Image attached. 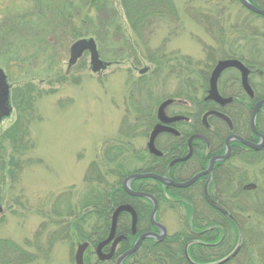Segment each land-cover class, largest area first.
<instances>
[{
    "label": "rangeland",
    "instance_id": "obj_1",
    "mask_svg": "<svg viewBox=\"0 0 264 264\" xmlns=\"http://www.w3.org/2000/svg\"><path fill=\"white\" fill-rule=\"evenodd\" d=\"M89 1L0 0V67L8 73L14 107L0 124V242L19 246L21 255L11 256L21 262L24 254L34 257L31 264H75L82 242L73 229L72 239H66L67 224L82 215L80 226L94 234L103 221L83 205L104 188L103 181L116 183L120 170L130 175L146 170V112L155 114L166 99L184 101L190 82L196 87L192 96L201 98L204 75L226 47L245 54L259 48L258 60L264 63V18L247 12L238 0H172V11L149 12L143 24L135 12L129 17L123 0H98L104 13L92 14L86 38L96 39L101 59L113 65L95 75L86 53L69 67L77 40L63 28L62 18L69 8ZM145 68L148 72L140 75ZM171 112L189 111L183 104ZM13 130L17 142L3 140ZM235 159L238 168L230 189L223 186L230 192L225 199L233 197L244 175L243 186H258L250 200L264 205V158L253 164ZM93 164H98L101 183L85 181L88 174L90 180L95 177ZM162 208L157 220L168 237L187 231L179 207L162 201ZM236 211L241 229L264 235V216L251 213L249 219ZM245 236L250 257L242 253L230 264H264L259 249L264 241ZM92 250L85 264H99Z\"/></svg>",
    "mask_w": 264,
    "mask_h": 264
},
{
    "label": "flooded vegetation",
    "instance_id": "obj_2",
    "mask_svg": "<svg viewBox=\"0 0 264 264\" xmlns=\"http://www.w3.org/2000/svg\"><path fill=\"white\" fill-rule=\"evenodd\" d=\"M253 6L264 10V0H248ZM240 5L247 11L252 12L248 8H246L240 0H238ZM241 52V53H240ZM223 54H228L229 58H224L222 55V59L217 61V63L212 68L211 72L206 76L204 75V79L206 80V85H201L203 88V96L201 98L193 97L195 94L196 87L191 82L188 83L189 91H186L185 97L186 99L183 101L181 98H170L164 100L158 107L155 113V120L152 125L148 128V142L146 147V153L148 155L146 163V170L143 173H152L158 176L164 177L168 180L174 181L179 184H184L191 181L197 175L205 173L212 162L213 159H216L212 166V170L209 174H206L200 177L197 181H195L192 185L186 188H176L172 186H167L162 184L159 181L152 180L146 182H153L152 184L144 183L141 185L140 189H144L146 191H152L153 193H149L153 195L158 201L159 211H162V201H166L169 205L173 204L174 206L179 207L180 210L183 211L181 217H183L185 223L187 224V228L189 230V226L191 224L192 229L190 230L196 238L201 237L202 233L213 232L217 230L219 234L212 235L209 238H212L213 243H209L206 241H195L191 242L189 246L193 244L201 243L204 246H217L220 248L216 249L212 252V257L207 258V261H212V263H200L197 261H193L190 264H223V260L215 261L216 257L218 258L223 254V246L225 241V233H224V220L222 217H219L216 213H220L224 216V206L228 205V203L233 202L234 207L239 203L236 191L233 192V197L230 199H225L224 195V173H231L229 169V164L236 160L235 158H240V145L246 147L245 145L239 143L236 140L230 141V149L231 153L228 159L223 160L221 157L225 156L228 151L227 139L230 136H240L235 130L234 124L233 129H230L229 126L223 121L221 118L213 115L207 118L206 124L204 123V116L209 112H218L224 114V110L229 109L231 112H240L247 111L248 108L239 103L237 100L240 95H247L243 86H242V74L238 69L229 68L225 70L217 83V90L219 95L224 99H232L231 102L225 104L224 106L220 105L218 102L214 100H208L209 92L211 90L210 80L213 74L214 69L216 68L218 62L220 61H239L241 62L248 70V82L250 87L254 92V98L256 96V87L257 84L261 83L264 86L262 81L264 80V63L258 60L259 53L257 54V48L253 50H248L247 54L242 50H239V47H226L222 50ZM260 57V55H259ZM108 63L110 68L113 63L104 61ZM8 79V73L5 69L1 68ZM105 71V72H106ZM228 73V78L223 79L224 75ZM207 77V78H206ZM258 79V80H257ZM257 80V81H256ZM256 81V82H255ZM10 87L9 91V104H11L10 109L14 111L13 102H12V86L9 83ZM250 98V97H249ZM166 101H172V103L165 109V114L168 118H183L181 121L174 123H163L158 118V111L161 105ZM185 105L188 108L187 113H169L171 108H177L182 105ZM256 104V103H255ZM254 104V106H255ZM254 108V107H253ZM192 109L195 111L193 112ZM182 111V109H181ZM249 111V110H248ZM200 117L198 118V116ZM226 115V114H225ZM229 117V116H228ZM230 118V117H229ZM231 119V118H230ZM162 125L164 128L171 131H163L161 132L154 140V147L157 153H151L149 149V143L151 141V135L154 129L158 126ZM227 128V130H226ZM194 136H198L194 138ZM258 137V136H257ZM194 138V139H192ZM260 138L258 137L259 143ZM248 148V147H246ZM250 149V148H248ZM252 150V149H251ZM189 154L191 156L188 160L184 162H178L186 158ZM178 162V163H176ZM235 174V173H234ZM234 176V175H233ZM144 181V180H143ZM239 183V181H238ZM230 189V186L228 187ZM147 193V192H145ZM230 194V193H229ZM228 194V197H229ZM233 198V199H232ZM142 201H146L152 207L153 205L149 200L139 198ZM172 208V207H171ZM158 211V213H159ZM152 213V212H151ZM113 215V214H112ZM151 215V214H150ZM208 215H211L209 219ZM237 216V215H236ZM229 220L232 221V217L228 215ZM150 219V218H149ZM207 220L212 223H217L209 226ZM235 220V219H234ZM194 221L197 224L203 226L201 230L200 227L194 226ZM193 222V225L192 223ZM237 222V218L235 220ZM118 227V223H117ZM116 227V233H117ZM155 232L160 233V231L154 227ZM193 231V232H192ZM117 237V235H116ZM168 237H165V239ZM164 239V240H165ZM157 240L158 242H163ZM215 240V241H214ZM88 244V248L86 253L89 250L93 251V254L98 259L96 250L98 245L93 248L90 242H86ZM112 243L106 245L103 248V253L108 255L111 252ZM85 253V255H86ZM85 259V256H84ZM189 261V260H188ZM75 262V256H74Z\"/></svg>",
    "mask_w": 264,
    "mask_h": 264
},
{
    "label": "trees",
    "instance_id": "obj_3",
    "mask_svg": "<svg viewBox=\"0 0 264 264\" xmlns=\"http://www.w3.org/2000/svg\"><path fill=\"white\" fill-rule=\"evenodd\" d=\"M124 7L126 12H128L129 17H132V12H135L133 17H136L135 19H138L139 24H143L146 22V19L148 16V13L151 14L154 12H170L173 10L172 0H123ZM73 8V9H72ZM69 8L67 13L63 15L62 20L63 25L66 28L65 30H69L70 35L75 40L80 39H87L86 36L90 34V32L85 31V26H91L93 23L92 14L95 13V15L103 14L104 12L101 10H104V7L102 5H99L98 0H90L86 6L81 8L72 7ZM95 11V12H93ZM252 15H256L252 12H250ZM95 16V17H96ZM257 16V15H256ZM260 17V16H259ZM132 22V21H131ZM133 23V22H132ZM134 24V23H133ZM135 25V24H134ZM20 32L19 29H15V33ZM14 34V31L12 32ZM92 38V37H91ZM90 39V38H89ZM94 39V38H93ZM96 40V39H95ZM97 42V41H96ZM99 47V45H98ZM100 54L102 55V50L99 48ZM260 52V49H257V54ZM224 58H229L228 54H223ZM260 55V53H259ZM261 56V55H260ZM212 60V59H211ZM256 96L255 99L252 100L249 97L245 95L238 96L237 100L239 103L244 104L248 110L247 111H240V112H231L229 109L224 110V114L229 116L234 124L235 130L238 133V135L244 137L245 139L249 140L250 142L257 143L258 138L253 134L250 128V118L252 114V110L254 107V104L257 103L260 100L264 99V86L263 84L259 83L256 87ZM264 113V108L261 109L258 115L257 119V128L258 131H260L262 134H264V120L262 114ZM200 115L198 116V118ZM155 114L152 111L146 112L144 114L142 121L146 122L143 127H150L152 123L155 120ZM12 129H15L12 128ZM11 129V130H12ZM227 130V128H226ZM16 131H12L10 134L7 132L3 138L5 139H12L15 140L17 138ZM26 135V133H24ZM23 137H20V140H22ZM17 142V141H16ZM109 155V154H108ZM239 157L241 160L247 162L248 164H253L257 160L264 158V149L261 152H256L254 150L248 149L242 145H240V153ZM98 164H93L91 167V172L93 171L95 173V177H92V180H90V175L86 176V183H92L95 181L96 183H101L100 179H102L101 173H99ZM237 165L235 163L231 162L229 164V169L231 170V173H224L225 180H224V186H230V181L233 178V174L236 173ZM92 172V173H93ZM116 177L118 178L117 182L114 184H109L105 181L104 182V188L103 189H96V192L92 196V199L84 204L85 212H88L90 210L92 213H96L103 221V224L97 228L94 232V234L89 235V233H86L82 227L80 226V219L82 218V215H78L76 217L77 219L74 221L73 225L67 224V229L70 227L68 231L65 229L63 232H67L66 237L67 240L72 239L71 232H76V235L78 236V240L83 242H90L94 247H96L99 242H102L105 240L110 232L111 228V221H112V214L114 213L115 209L121 205L129 204L131 205L137 212L138 215V222H137V234H132L131 229V216L127 213H124L120 216L118 220V227H117V235H123L126 237L117 247L115 257L112 261V263L115 264L116 258L122 256L127 251L131 250L133 246L135 245L138 237L141 234H144L146 232H154L155 229L152 226L150 222V214L152 212V207L148 203L149 206H146L144 203H142L141 199H137L134 197H131L128 195L123 187V181L126 177H128L130 174L122 173V170L117 172ZM246 179L244 175L241 176L238 185H236V194L238 197L239 203L234 207L235 209L231 208L228 205H225V211L227 214L224 213V216L220 213H216L219 217H222L224 220V233H225V241L223 246V254L216 257L215 261L217 260H224L227 257H229L237 247H240V250L238 254L231 259L230 261H227L223 264H230L234 259H236L238 256H240L242 253L249 256V244L244 239V234H246V238L251 240V237L255 239L258 243L261 241H264V235L262 233H259V236L253 235L252 230L247 229H241L239 227V224L235 222L237 216L235 213L236 210L239 211L240 215L242 217H248L247 215L251 213L257 214V216H264V205L260 204H254L252 200H250V196L256 192H258V186L256 190H246L243 186V181ZM147 180L144 181H134L131 184V188L134 191H141V192H149L153 193L152 191H146L144 189H140L141 185L144 184ZM243 186V187H242ZM232 191V192H235ZM230 192L227 189H224V195L227 196ZM90 212V213H91ZM73 215V214H72ZM228 215L232 217L231 222L229 220ZM75 216V215H73ZM209 219L211 218V215H208ZM252 217L249 215V219ZM235 219V220H234ZM209 226L217 223H212L210 220L208 221ZM237 222H240V219L237 218ZM193 225V222H191ZM71 224V223H70ZM195 227H200L201 230L203 229V226L200 224H197L196 221H194ZM73 229V230H72ZM230 229L232 233L230 232ZM192 229V226L190 224L189 230L182 232L181 234H175L171 237H167L163 242H158L154 239H148L143 242L140 250L136 252L134 255L129 257L124 264H190L193 263V261H197L200 263H212V261H207L209 258L212 257V252L216 249L220 248L217 246H204L201 243L193 244L189 246V244L195 239L198 241H206L209 243H213L212 238H209L212 235L219 234L217 230L213 232L208 233H202L199 238H196L193 233L190 235L189 232ZM193 232V231H192ZM70 234V236H69ZM234 234V235H233ZM215 241V240H214ZM260 244V243H259ZM245 245V246H244ZM263 247V248H262ZM245 248V250H244ZM262 248V249H261ZM260 253L262 258L264 259V246H259ZM20 250L21 248L17 245L12 244L9 241H1L0 242V264H31L34 257L28 256L22 254L25 260L21 262L17 257L13 259L16 255L20 256ZM89 250L88 252H90ZM208 258V259H207ZM189 260V261H188ZM99 264H106L102 262H98Z\"/></svg>",
    "mask_w": 264,
    "mask_h": 264
},
{
    "label": "water",
    "instance_id": "obj_4",
    "mask_svg": "<svg viewBox=\"0 0 264 264\" xmlns=\"http://www.w3.org/2000/svg\"><path fill=\"white\" fill-rule=\"evenodd\" d=\"M240 2L246 8H248L250 11H252V13H255L259 16L264 17V10H261L255 6H253L248 0H240ZM85 52H89V54H90L91 69L94 73H101L102 71H105L107 69L109 64L104 63L100 59L96 41L92 38L91 39H80L72 45L71 56H70V60H69V67L76 65L78 60L80 58H82V56L84 55ZM229 68H235L241 72V74H242V86H243L245 92L247 93V95L251 99H253L254 98V92H253V90L250 87L249 82H248L249 70L241 62L236 61V60L218 62L216 68L213 71V74H212V77L210 80L211 90L209 92V97L207 99L208 100H214L222 106H224L225 104L232 101V99L222 98L219 95L218 90H217V83H218V80H219L221 74ZM147 72H148V69L145 68V69L141 70L139 73H140V75H144ZM9 91H10V87L7 84L6 76H5L4 72L0 69V122H2V120L4 118L9 117L11 114V111H12L10 109V104H9ZM171 103H172V101H166L159 108L158 118L163 123H169L170 124V123L181 121L183 119V118H179V117L168 118L166 116L165 109ZM262 107H264V100H261V101L256 103V105L253 108L252 116H251V120H250L251 129L254 132V134L260 138V142L258 144H255V143H252V142L245 140L244 138H242L240 136H230L226 141L227 145L229 146L228 151H227L225 156L221 157V159L226 160L229 158L230 153H231V149H230V141L231 140H236L239 143L245 145L246 147H248V148H250L256 152H260L264 149V136L259 133V131L257 130V125H256L257 124V116H258L259 111L261 110ZM213 115L221 118L223 121H225V123L229 126L230 129H233L231 119L229 117H227L226 115L218 113V112L207 113L204 116V123L206 124L207 118L209 116H213ZM166 130L171 131V130L164 128L162 125H158L154 129V131L152 132L151 141L149 143V149H150L151 153H155V154L157 153V151L154 147V140L161 132L166 131ZM196 137H198V136H194V138H196ZM194 138H192V139H194ZM190 156H191V154H189L186 158L179 160L178 162H184V161L188 160ZM215 161H216V159L212 160L209 169L205 173L197 175L191 181L184 183V184L176 183L174 181L168 180L164 177H161V176H158V175L152 174V173L133 174V175H131L125 179V181L123 183V187H124L125 192L128 195H130L131 197H135V198L147 199L153 204V211H152V214L150 216V221L153 224V226L156 227L160 231V233L158 234V233L149 232V233L142 234L138 238V240L135 243V245L133 246V248L131 250L127 251L125 254H123L121 257H119L117 259L116 264H124L125 260H127L129 257L134 255L137 251H139V249L141 248L144 241H146L150 238H154V239H157L159 241H162L167 236L166 228L157 222V213L159 210L158 201L151 194L133 191L131 189V182L134 180L152 179V180L159 181L162 184L167 185V186H172V187H176V188H186V187H189L190 185H192L200 177H202L206 174H209L210 171L212 170V166H213ZM178 162H176V163H178ZM256 188H257L256 185L250 184L245 189L252 191V190H256ZM1 210L2 209L0 208V212H1ZM223 212L225 214H227V212L225 210ZM123 213H128L131 215V217H132V233H133V235L137 234L136 226H137V222H138V216H137L136 211L134 210V208L131 205H121L120 207H118L115 210V212L113 214L111 231H110L108 238L105 241L101 242L99 244L97 250H96V254H97L99 260L102 262L110 261L115 255V251H116L118 244L125 239L124 236H119L116 238V227H117L118 218ZM110 243H112L111 252L108 255H105L103 253V248ZM87 248H88L87 243L81 244L78 246V250H77L76 255H75L76 264H84V254H85V251L87 250ZM239 250H240V247L237 248L236 251L230 257H228L225 261H223L222 263L230 261L232 258H234L238 254Z\"/></svg>",
    "mask_w": 264,
    "mask_h": 264
}]
</instances>
